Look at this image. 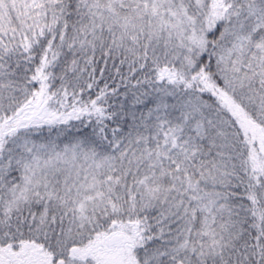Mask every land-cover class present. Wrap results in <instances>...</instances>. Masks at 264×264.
Returning a JSON list of instances; mask_svg holds the SVG:
<instances>
[{
    "label": "snow or ice",
    "instance_id": "snow-or-ice-1",
    "mask_svg": "<svg viewBox=\"0 0 264 264\" xmlns=\"http://www.w3.org/2000/svg\"><path fill=\"white\" fill-rule=\"evenodd\" d=\"M0 264H264V0H0Z\"/></svg>",
    "mask_w": 264,
    "mask_h": 264
}]
</instances>
